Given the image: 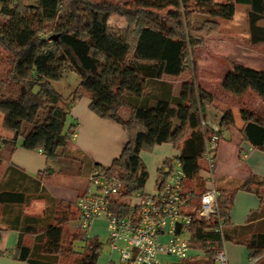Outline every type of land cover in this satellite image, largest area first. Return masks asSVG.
Here are the masks:
<instances>
[{"label": "trees", "instance_id": "trees-1", "mask_svg": "<svg viewBox=\"0 0 264 264\" xmlns=\"http://www.w3.org/2000/svg\"><path fill=\"white\" fill-rule=\"evenodd\" d=\"M238 4L248 6L249 43L264 44V0H134L132 5L105 0H0L4 54L0 60V165L5 152L23 147L41 151L48 161H59L63 167L58 172L68 171L64 165L77 158L71 149L68 152L76 133V125L69 123L71 107L86 92L90 109L120 124L128 134L120 156L111 164L89 162L90 171L97 167L123 181L122 195L112 199V210L128 215L130 206L122 198L147 195L149 170L141 153L170 143L179 150L177 158L187 176L184 189L195 205L186 235L204 251L202 258L177 264H216L226 241L245 244L252 260L257 259L252 264H264V230L253 224L228 226L238 190H254L264 203V179L251 174L236 188L219 189L218 211L209 219L198 215L199 197L207 188L203 153L212 133L202 125V118L216 97L198 80L195 50L208 37L221 34L220 20L232 19ZM195 14L203 16L200 23L194 21ZM114 15L124 18L125 25H114ZM68 71L80 82L65 96L54 83ZM185 73L190 79L176 93L166 77ZM222 87L237 96L250 91L264 102V69L233 62ZM241 115V138L264 151V113L247 106ZM220 119L222 138L223 130L235 125L232 108L223 107ZM76 164L79 175L83 164ZM172 165V159H167L158 170V188L164 186ZM13 169L23 172L11 165L8 173ZM56 172L49 167L34 177V190L19 189L18 178L9 187L0 179L2 210L10 206L13 216L4 222L6 214L2 215L0 237L6 228L35 235L33 246L21 236L15 248L0 250V256L11 254L29 264H60L61 256L69 254L79 258L76 264H97L103 243L78 227L67 229L74 203L65 205L64 199L41 187V174ZM34 197L47 203L42 215L25 213Z\"/></svg>", "mask_w": 264, "mask_h": 264}, {"label": "crops", "instance_id": "crops-1", "mask_svg": "<svg viewBox=\"0 0 264 264\" xmlns=\"http://www.w3.org/2000/svg\"><path fill=\"white\" fill-rule=\"evenodd\" d=\"M247 38H249L248 26L243 29ZM211 57V56H210ZM229 68L226 69L224 76ZM223 76V78H224ZM180 77V76H179ZM177 77H166L174 85V91L179 92L182 83L177 87L172 80ZM70 85H73L71 92L78 86L80 79L77 75H69ZM69 92V94L71 93ZM90 97L88 93H84L71 107L69 116V123L76 125V133L72 138L69 147L71 150H78L79 152H73L76 155L82 154L91 163H101L103 165H109L112 161L120 156L126 142L128 141V134L123 127L108 119H104L93 112L90 107ZM251 107L261 114L264 113V105H241V106H221L214 105L215 109L219 113V117L222 115L223 107L232 108L235 115V125L230 129L223 130L222 140L217 150L216 166L214 172V184L219 189H233L247 179L251 174L255 175L258 179H264V151L254 148L249 142L243 140L239 133V129L243 126L244 121L237 119V113L241 115L243 107ZM222 107V108H221ZM262 109H260V108ZM2 119H0V127ZM143 160L145 161L149 170V179L146 183L145 193L152 194L157 191V177L158 170L164 165L167 159L174 161L179 155V150L174 148L170 143H162L153 149V151H143L141 153ZM6 159L0 165V179L3 178L6 187H9V182H14L16 178L19 179L18 188L30 186L32 190L36 189V181L34 177L43 172L47 168H53L57 170L54 174H41V187L45 186L47 190L55 197L64 199L65 201H75L73 209L76 212L77 198L87 191L89 188V182L82 183L77 187H62L51 189L46 179H53L57 175H61L58 172L63 165L59 161H48L46 156L38 150H29L23 147L17 148L11 154L5 152ZM15 166L18 169H13L12 174L8 173L10 166ZM70 174L74 177L78 176L79 168L76 162L64 165ZM82 172V171H81ZM8 173V174H7ZM90 174V167H89ZM207 187V183H206ZM40 190V188H39ZM36 191V190H35ZM35 195V194H34ZM136 202V201H135ZM192 205L187 210L195 207L193 201ZM46 201L37 197L32 198L25 209L26 214L42 215L46 208ZM3 205L0 204V220L2 215L6 214L4 222L12 219V214L9 213L10 206L6 207L3 211ZM36 207H40L36 209ZM10 215V216H9ZM106 223L107 235H108V222L106 218L100 217L93 221L89 228V235L95 236L96 230L101 224ZM253 224L254 227H258L260 230H264V203L254 190L240 189L235 196V202L230 212V224L229 227L244 226ZM26 245L33 246L35 241V235L31 233H24L20 229L6 228L2 230L0 237V250L5 251L16 247L20 237ZM168 236L163 235L161 240H168ZM109 247L105 251H102L97 264H109L111 258L116 254L112 252L109 238H107ZM196 245L191 243L190 257H201L204 251ZM223 251L227 264H248L252 258L250 252L245 244H238L232 241H226L224 247L220 250ZM204 255V254H203ZM177 258L173 255L163 256V264H177L178 261H172L171 259ZM184 260V259H183ZM219 260V259H216ZM220 261V260H219ZM221 262V261H220ZM0 264H29L27 261L18 260L11 254H5L0 256ZM221 264H224L221 262Z\"/></svg>", "mask_w": 264, "mask_h": 264}, {"label": "built area", "instance_id": "built-area-1", "mask_svg": "<svg viewBox=\"0 0 264 264\" xmlns=\"http://www.w3.org/2000/svg\"><path fill=\"white\" fill-rule=\"evenodd\" d=\"M220 120L214 106L206 108L202 125L212 129V133L203 153L205 168L202 175L207 188L199 197L198 215L204 219H209L218 211L220 192L214 184V172L217 150L222 140L219 134ZM172 162L173 168L162 188L152 194L142 196L138 193L133 198H122L130 206L128 215H119L111 208L112 199L122 195L123 181L97 167L90 171L89 188L76 201L75 224L88 233L95 219L106 218L109 243L116 254L109 264H163L165 255L182 260L190 257L191 242L185 235L193 219L190 212L194 207L187 210L192 200L184 189L187 176L182 163L178 158ZM178 227L181 228L180 232ZM163 235L168 236V240H161ZM216 258L227 264L223 251H219Z\"/></svg>", "mask_w": 264, "mask_h": 264}, {"label": "rangeland", "instance_id": "rangeland-1", "mask_svg": "<svg viewBox=\"0 0 264 264\" xmlns=\"http://www.w3.org/2000/svg\"><path fill=\"white\" fill-rule=\"evenodd\" d=\"M113 3L132 5L134 0H105ZM247 8L245 4H238L236 8V14L232 19H221L222 32L221 34L212 35L207 38V42L203 46H198L195 50V58L197 61V77L201 85L212 92L215 95V102L212 105L221 106H241V105H264L256 95L250 91L242 96H237L225 91L222 87V80L227 68L231 66L233 62H241L248 66L264 69V44L257 46L251 45L248 38L243 31L248 26ZM202 15L194 16V21L200 23L202 21ZM112 23L116 26L125 25V19L121 16L114 15L112 17ZM211 56V57H210ZM4 59V54L0 50V60ZM1 62V61H0ZM76 75L74 72H65L62 80L54 83L55 87L61 91L65 96L69 95L73 85H70L69 75ZM189 73H185L180 77L173 78V82L178 87L185 80H189ZM222 108V107H221ZM260 108V107H259ZM261 109V108H260ZM262 110V109H261ZM185 110H182L184 114ZM237 119L242 121V115L237 113ZM1 129V128H0ZM71 144V143H70ZM70 149L68 152L70 153ZM72 152H79L78 150H71ZM153 151V150H152ZM80 153V152H79ZM74 160L78 164H83L82 172L74 177L69 171L65 170L61 172V175L53 177V179H46L49 187L53 190L62 187H77L89 182V160L85 155H76ZM205 165V161L203 160ZM94 189V185L91 186ZM61 199V198H60ZM70 201L64 202L65 205ZM75 203V201H73ZM40 207H36L39 209ZM71 207L72 212L68 215L67 229H75L76 212ZM74 212V213H73ZM95 239L103 243L102 251H105L109 247L107 242V229L106 223L100 225L96 230ZM89 234V230H88ZM185 237L188 239L187 235ZM189 240V239H188ZM93 241V240H92ZM192 243V242H191ZM194 243V242H193ZM196 245H200L195 243ZM200 247V246H199ZM202 253L200 256H204ZM195 257V255H194ZM172 261H178L177 258L172 257ZM77 256H71L64 254L60 258V264H76ZM180 261H178L179 263ZM216 264H221L219 260H216Z\"/></svg>", "mask_w": 264, "mask_h": 264}]
</instances>
